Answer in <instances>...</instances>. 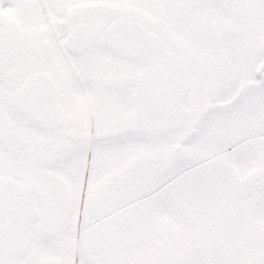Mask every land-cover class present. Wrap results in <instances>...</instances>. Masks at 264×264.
Wrapping results in <instances>:
<instances>
[{
	"label": "snow or ice",
	"instance_id": "6c2138e0",
	"mask_svg": "<svg viewBox=\"0 0 264 264\" xmlns=\"http://www.w3.org/2000/svg\"><path fill=\"white\" fill-rule=\"evenodd\" d=\"M0 264H264V0H0Z\"/></svg>",
	"mask_w": 264,
	"mask_h": 264
}]
</instances>
